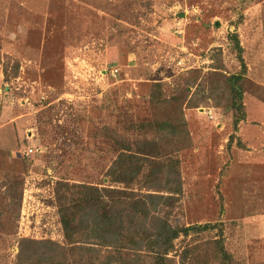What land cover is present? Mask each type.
<instances>
[{"label":"rangeland","instance_id":"374dc122","mask_svg":"<svg viewBox=\"0 0 264 264\" xmlns=\"http://www.w3.org/2000/svg\"><path fill=\"white\" fill-rule=\"evenodd\" d=\"M231 30L246 118L184 106L193 142L170 220L207 225L174 241L203 244L197 264L217 238L233 264H264V0H0V264L21 237L64 241L56 182L110 183L118 139L154 116V82L168 95L215 66L240 72Z\"/></svg>","mask_w":264,"mask_h":264},{"label":"trees","instance_id":"16d2710c","mask_svg":"<svg viewBox=\"0 0 264 264\" xmlns=\"http://www.w3.org/2000/svg\"><path fill=\"white\" fill-rule=\"evenodd\" d=\"M229 38L240 72L225 75L215 66L200 81L198 76L182 80L168 95L163 93L167 83L154 82L149 95L154 116L129 128L143 132L139 139H118L121 149L106 172L110 183L57 181L55 197L64 241L21 237L13 264H197L203 244L178 252L174 241L207 225L179 226L170 220L183 194L179 154L193 142L184 106L210 102L223 107L232 112L236 128L246 118L244 48L235 30ZM18 67L15 63L14 74ZM204 244L213 246L205 264H233L221 239Z\"/></svg>","mask_w":264,"mask_h":264},{"label":"built area","instance_id":"2783aa9c","mask_svg":"<svg viewBox=\"0 0 264 264\" xmlns=\"http://www.w3.org/2000/svg\"><path fill=\"white\" fill-rule=\"evenodd\" d=\"M117 71V69H114L113 71H112V73H114V72H116Z\"/></svg>","mask_w":264,"mask_h":264}]
</instances>
